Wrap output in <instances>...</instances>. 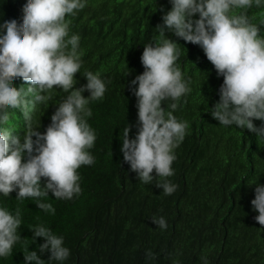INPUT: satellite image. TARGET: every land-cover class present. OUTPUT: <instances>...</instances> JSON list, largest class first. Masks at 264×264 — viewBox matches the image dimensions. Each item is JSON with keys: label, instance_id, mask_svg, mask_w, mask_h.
Here are the masks:
<instances>
[{"label": "trees", "instance_id": "1", "mask_svg": "<svg viewBox=\"0 0 264 264\" xmlns=\"http://www.w3.org/2000/svg\"><path fill=\"white\" fill-rule=\"evenodd\" d=\"M0 264H264V0H0Z\"/></svg>", "mask_w": 264, "mask_h": 264}]
</instances>
